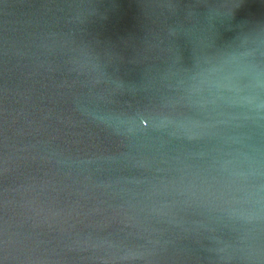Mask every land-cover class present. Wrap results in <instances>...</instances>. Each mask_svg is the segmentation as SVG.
Masks as SVG:
<instances>
[{"label": "water", "instance_id": "water-1", "mask_svg": "<svg viewBox=\"0 0 264 264\" xmlns=\"http://www.w3.org/2000/svg\"><path fill=\"white\" fill-rule=\"evenodd\" d=\"M254 27L264 0H0V264H264L219 211L264 120L184 98Z\"/></svg>", "mask_w": 264, "mask_h": 264}, {"label": "clouds", "instance_id": "clouds-1", "mask_svg": "<svg viewBox=\"0 0 264 264\" xmlns=\"http://www.w3.org/2000/svg\"><path fill=\"white\" fill-rule=\"evenodd\" d=\"M184 98L198 111L219 108L238 110L233 118L264 120V27L242 32L214 54L196 58L187 77ZM207 127L188 120L176 125L178 132ZM224 206L219 209L231 222H264V153L238 152L226 161Z\"/></svg>", "mask_w": 264, "mask_h": 264}]
</instances>
